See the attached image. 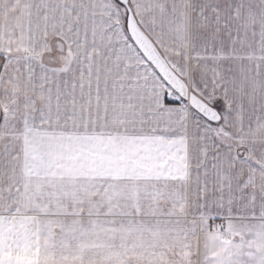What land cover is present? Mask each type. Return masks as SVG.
I'll return each instance as SVG.
<instances>
[{"label": "snow or ice", "instance_id": "obj_1", "mask_svg": "<svg viewBox=\"0 0 264 264\" xmlns=\"http://www.w3.org/2000/svg\"><path fill=\"white\" fill-rule=\"evenodd\" d=\"M201 221L264 234V0H0V264Z\"/></svg>", "mask_w": 264, "mask_h": 264}, {"label": "crops", "instance_id": "obj_2", "mask_svg": "<svg viewBox=\"0 0 264 264\" xmlns=\"http://www.w3.org/2000/svg\"><path fill=\"white\" fill-rule=\"evenodd\" d=\"M209 228L206 222L201 221L195 234L146 235L143 240L150 243L144 244L139 242V238L129 237L133 243L120 251H104L99 256L92 254L87 258L75 250L63 256L38 250V255L44 264H201L205 249L204 235Z\"/></svg>", "mask_w": 264, "mask_h": 264}, {"label": "rangeland", "instance_id": "obj_3", "mask_svg": "<svg viewBox=\"0 0 264 264\" xmlns=\"http://www.w3.org/2000/svg\"><path fill=\"white\" fill-rule=\"evenodd\" d=\"M251 231L245 224L232 223L227 233H221L217 228L210 227L204 235V256L201 264H227L240 250L242 243L234 244V240L247 241V247L264 254V234L258 233L249 239L246 232ZM227 241L220 243L219 241ZM84 257V256H83Z\"/></svg>", "mask_w": 264, "mask_h": 264}]
</instances>
